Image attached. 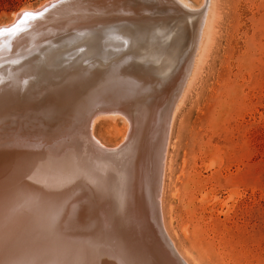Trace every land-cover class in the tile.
Segmentation results:
<instances>
[{"label":"rangeland","instance_id":"obj_1","mask_svg":"<svg viewBox=\"0 0 264 264\" xmlns=\"http://www.w3.org/2000/svg\"><path fill=\"white\" fill-rule=\"evenodd\" d=\"M50 1L0 0V26L11 23L17 11L37 9ZM185 1L191 6L185 14L191 21L188 19L183 33L174 30L177 25L171 20H167L168 25L166 20L155 22V27L160 24L166 28L159 35L152 24L135 27L137 32L127 28L128 37L114 56L120 62L126 58L136 61V67L147 70L150 65L178 63L183 71H179L177 82L184 71L187 77L191 75L171 122L164 153L159 197L162 232L181 264H264V0ZM200 6L205 15L211 8V31L202 39V46L201 17L197 16ZM178 51L185 55L179 56ZM167 71L165 67L156 80L151 74L153 90L166 81ZM35 110L0 109L2 132L8 127V132L0 130L4 135L0 134V143L11 140L3 141L12 129L18 130L16 137H23L19 129L24 122L29 129L33 120L32 128L42 131L45 126L39 124L41 118ZM20 113L23 115L16 117ZM32 128L28 131L33 132ZM126 132V123L118 117L100 118L92 130L107 149L120 144Z\"/></svg>","mask_w":264,"mask_h":264},{"label":"water","instance_id":"obj_2","mask_svg":"<svg viewBox=\"0 0 264 264\" xmlns=\"http://www.w3.org/2000/svg\"><path fill=\"white\" fill-rule=\"evenodd\" d=\"M151 1L52 0L35 11H17L13 23L6 27L0 26V74L11 65V57H18L35 48L41 49L42 52L40 59L34 61L28 68L30 71L27 74H36L39 80L23 92L5 88L12 80V74L3 73L5 76L0 79V109L48 111L49 115L42 123L45 126L41 131L44 139H51L53 135L59 134L66 128L65 126L70 122L68 116L80 112L77 108L80 98H85L84 102L94 98H97L98 102L110 100L107 105L101 104L97 108L92 107L93 105L87 107L88 112L90 110L92 112L80 131L82 137L78 138V132L76 133L71 127L70 137L66 143H57L51 149H48L51 144H43L39 151L27 155L23 172H33L32 180L28 177H19L17 174L11 176L12 173L8 172H14L11 171L13 169L6 170L9 166H5L11 159L0 160V201L3 202L2 197L12 195L13 190L21 187V190L28 195L15 198L16 194L13 197L15 202H19L21 197L40 198L49 217L54 220L56 217L61 219L64 217V224L66 222L71 226L79 218L88 220L91 229H101L109 237L107 244L109 260L114 264H181L166 244L160 230V212L157 203L159 172L146 174V181L143 182H139L137 178L140 172V159L148 152V137L144 134L149 132L151 126L149 125L151 116H146L138 99L145 103L151 98L148 92L138 96L141 98L134 96L110 98L111 95L108 96L107 92L114 91L113 85L103 96L83 95V91H79V88L72 89L65 80H95V78L100 80V84L98 83L89 93H93L103 85L108 87L117 79L131 80L142 87H152L151 85L155 83V80L150 78L153 77L151 75L153 73L148 75L145 73L146 68L136 67V61L128 60L122 64L116 60V57L114 58L120 44L125 43V38L128 37L127 28L147 27L161 20L154 13L153 9L157 7ZM26 12L32 13L33 18L24 17L23 13ZM16 26H18L16 31H10ZM60 51L69 53L61 59L57 56ZM129 52L142 53V51ZM32 53L35 54V50ZM74 60L82 62L81 70L72 76L66 73H63V77L53 76L58 65L68 64ZM109 110L122 113L131 123L129 138L116 151L100 150L89 135V122L92 116ZM170 111L168 115L166 112V117H169ZM166 120L162 125L163 140ZM59 124L61 126L57 128L55 125ZM136 141L140 142V150L139 148L134 150ZM125 162L129 167H133L135 172L129 170L123 172ZM80 172L83 173H81L83 183L72 184L70 175H78ZM114 174L120 177V181L112 180L110 175ZM74 178L80 179L76 176ZM111 181L116 182L113 183V189L108 185ZM106 185L110 188H106ZM82 189L90 191L89 198L71 200L75 196L73 191ZM4 202L0 203V217L6 219L17 217L18 213L14 209L6 214L5 209L2 208L3 205L6 206ZM84 207H86L85 212L79 211ZM102 207L104 212L101 216L98 209ZM105 209H108L107 212ZM67 217L70 221L66 219Z\"/></svg>","mask_w":264,"mask_h":264},{"label":"bare ground","instance_id":"obj_3","mask_svg":"<svg viewBox=\"0 0 264 264\" xmlns=\"http://www.w3.org/2000/svg\"><path fill=\"white\" fill-rule=\"evenodd\" d=\"M152 3L157 7L156 9H153L154 13L156 15H158V17H160V19L163 20L164 23L166 20V23L168 25L169 22H167V20H171V23L173 26L177 25V26H174L175 27L174 30H176L177 33L180 34V33H183L185 31V28H187V26L189 24V20H190L189 17L185 16V14H187V12H189L190 7H191V6L189 7L190 4L188 2H186V1L184 2V0H155ZM209 3H210V0H209ZM204 4H205V2H204ZM205 5H207V4H205ZM146 6H148V5H146ZM146 6H144V8H147ZM40 7H38V8H40ZM200 8H201V6H200ZM35 10L36 9H33V10L22 9V10H20V12H22V11H35ZM202 10L197 12V13H199V15L197 14V16L201 17V18L199 17L201 19V21H199V19H198V21L201 22V25L199 23L200 37H199V35H197L199 37V44L201 46L203 45L201 43L202 39L206 38L207 35L209 36V33L211 31L210 30L211 29V21H210L211 20V17H210L211 16L210 15L211 8L208 9V12L206 13V15L204 13L202 14V12H204V10L203 11ZM192 11H194V10H192ZM207 14H209V16ZM15 19H16V14L13 15V21L11 23H13L15 21ZM11 23L5 24L1 27H6V26L10 25ZM157 24H159V23H157ZM193 25H194V23H193ZM158 26L159 27H155V25H154V27L156 28V30H154V32L157 35H159L161 33V31H163V29H166L165 25L160 26V24H159ZM167 27L169 28V26H167ZM133 28H135V27H133ZM131 30H133V29H131ZM195 31H196V29H195ZM135 32H137V29L135 30ZM128 33H130V32H128ZM186 34L189 35L188 33H186ZM195 35L196 34L194 33V36ZM133 36H135V35H133ZM191 37H193V36H191ZM137 38H138V36H137ZM176 38H177V35H176ZM179 39H181V37ZM161 40H163V39H161ZM168 40H170V39H168ZM181 41L183 43L184 40L182 39ZM160 42H162V41H160ZM207 42L208 41H206V43ZM176 44H178V46H179L180 43L178 42ZM169 45H170V42H169ZM197 45H198V42H197ZM185 46H184V48H185ZM164 47L166 48L167 46H164ZM198 47H199V45L197 46V50H198ZM153 49H154V47H153ZM200 49H202V47H200ZM34 50L36 52L35 54L32 53ZM34 50H32L31 52L23 53L18 57H11L10 58L11 65L5 71H3L2 74H0L1 75L0 79H2L3 76H5L3 74L4 72H6L9 75H10V73L12 74V76H11L12 80L5 86V88L11 89L12 91L14 90V91L23 92L24 90H26L27 87H30L32 84H34L35 81L39 80V78L36 76V74L35 75H27L30 71L28 68L31 66V64L34 61L40 59V56H42L41 49L35 48ZM170 50H171V48H170ZM127 51H128V49H127ZM152 52H154V51H152ZM152 52H151V54H153ZM68 53H69L68 51H60L57 54V56L62 59ZM178 53H179V51H178ZM192 53H190V54H192ZM154 55H158V54L154 53ZM184 55H182V56H184ZM121 56H122V54H121ZM179 56H181L180 53H179ZM163 57H166V56L164 55ZM177 57H178V55H177ZM195 57H197V53H196ZM195 57H194V59H195ZM187 59H185L186 63H187V61H186ZM190 59H192V58L190 57ZM198 59L199 58H197V60ZM128 60H130V59H128V58L123 59L120 63L125 64ZM145 60H146V58H145ZM141 61H143V60H141ZM79 62L80 61L74 60L72 62H69L68 64L58 65L56 68V71L53 73V76L54 77L56 76V78L63 77V73H66V74H69L70 76H72L75 72L81 70L82 64L78 65ZM149 63H151V61H149ZM186 63H185V67H187ZM53 65L55 66V64H53ZM152 65H153V62H152ZM178 65H179L178 63L173 64V62H172V63L167 64V66H165L168 68L170 73L167 71L169 74L167 76L166 81L163 82V84H161V83L157 84L155 87V90H153L151 87H148V86L142 87L138 84H134V82H132L131 80L120 81L119 79H117V80H115L114 84H110L108 87H105L103 85L102 87H100L96 91H94L93 93H89L90 91L95 89V87L100 82V80H96V78H95V80H89V79L88 80H86V79H84V80H77V79L65 80V83H67V84L69 83L70 84L69 86L72 89L79 88V91H83L82 92L83 95L84 94H87V95L93 94L94 96H98V97L100 95L103 96L106 93V91H108L111 88V85H113L112 89L114 91L113 92H111V91L107 92L108 96L111 95L110 98H113V97L125 98V97H133V96L135 98H141V97H138V94L142 95L144 92H148V95H150L151 99L146 100L145 103H142L143 101L141 99H138V101H140L139 103H141L143 106V112L146 113V116L147 115H149V117L151 116L150 122H149V125H151V126L149 128V132H147V134L146 133L144 134L146 137H148V152L145 156L143 155L140 159V164H139L140 172H138L139 175L137 178H139L138 179L139 182H143V181H146L145 180V178L147 177L146 174L152 175V174H154L153 172H159V179H158L159 185H158V197H157L158 198L157 203H158L159 212L161 210L160 209L161 203L159 204V201H160L159 197H160V189L162 186L161 185L162 184L161 183L162 182L161 181L162 180V165H163V159L165 156L164 153H165V149H166V144H167V140H168L170 126H171V122L173 120V117L175 115V112H176L178 106L180 105L179 103L182 101L185 89H187L186 86L188 85L187 82L189 80L186 81V79L187 78L189 79L191 76L188 74L189 76L187 77V75H186L187 70H186V72L185 71L183 72L182 77H180L181 78L180 81L177 82V80L179 79L178 73H179V71L181 73V70H182V69L179 70L180 65L179 66ZM194 66H196V65L194 64ZM165 67H163L161 65V63L155 67L154 66L151 67V65H150V68L148 67V70H150V71H148V70H146V71L149 72V74L153 73V75L155 76V80H156V77L162 75ZM194 69L191 68V70H194ZM123 73H124V71L122 72V74ZM141 77H146V76H141ZM44 80H46V79H44ZM50 80L52 81L54 79H50ZM120 89H122V90H120ZM30 92H31V90H30ZM102 98H98V100H100V99L102 100ZM69 101H72V100H69ZM78 101H80V102H77V104H78L77 108H79L80 112H74L71 116H68L69 120H70L69 124L66 125L65 126L66 128L63 129L59 134L53 135V137L51 139H48V140L44 139L43 133H41V131H39V129H38L39 132H37L36 129L33 127L35 129V132H34V130L32 128L33 120L29 124L30 127L28 126L29 129L27 127H26L27 129L25 128L26 122H24V120H23L24 125H22L23 123L21 125L23 126V128H25L24 130L26 133H24L22 131L23 128L21 126H18V127H21V129L16 128V129H19V131L21 130L20 132H22L21 135H24L23 137H20V136L16 137L18 130L13 132L14 129L11 128L13 130L12 131L13 133L10 131L11 134L9 136L6 134L7 136H5V139L3 141H5L7 139H11V140L8 142L5 141L3 143L2 142L0 143V160L2 161V160L11 159V161H10L11 163L6 162V165H5V166H9V167H7L8 169H6V170L13 169L11 171H14V172H8V173H12L11 176H13V174H15V175L17 174L19 177H28L29 179L33 178L34 177L33 172H23V170L25 169L24 166H26V163H27V159H26L27 155H29L30 152L39 151L41 149L40 147L43 144H51L48 147V149H51L57 143H59V144L66 143L70 137L69 131H70L71 127H73L72 130H75L76 133L78 132L77 133L78 138L82 137V134L80 131L84 127L85 122H87V119L90 117L91 112H92V110H90L88 112V109L90 108V106L93 105L92 107L97 108L101 104L108 103V101H110V100H105V101L102 100L101 102H98L97 98L96 99L94 98L93 100L91 99V101L84 102L85 98L82 97ZM65 106H67V105H65ZM87 107H89V108H87ZM169 110H171L169 117H166L168 115ZM35 111H37V113H35V115L37 116V114H38L39 117L41 118V121H39L40 119L39 120L37 119V121H39V124H40V122L43 123L44 118L48 117V115H49L47 113L48 111L46 112V110L44 111L43 109H37ZM149 111H150V113H148ZM33 112L32 113L28 112V113H30V115H32ZM166 112H167V115H166ZM21 115H23V113L17 114L16 117H18V116L20 117ZM27 115L30 116L29 114H27ZM33 115H32V117L35 116V115L34 116ZM36 116H35V118H37ZM0 117L2 118V116H0ZM104 117H113V118L118 117L121 120H123L127 126V132L123 136L120 144H118L113 149L105 148L92 134V130H93V127H94L96 121L99 120L100 118H104ZM35 118H32V119L35 120ZM4 119H5V117H4ZM21 119H23V118H21ZM165 120L167 121L166 122L167 126L164 129L165 130V132H164L165 137L163 140V128H162L163 126L162 125H163ZM8 121H9V123L12 122L9 119H8ZM30 121L31 120L29 119V121H27V124ZM0 122H1V120H0ZM14 122L16 123V121H14ZM5 123L6 122H4L3 124L5 125ZM17 123H19L18 120H17ZM34 123L35 122H33V124ZM79 123H80V127H78ZM11 124L13 125L14 123H11ZM0 125H2V124H0ZM4 125H3V127H4ZM8 126L11 127L10 124ZM39 126H41V125H39ZM55 126L58 128L61 126V124H59L58 126L57 125H55ZM12 127L15 128L14 126H12ZM56 127H55V129H56ZM4 128H6L5 131H7L8 127L5 126ZM31 128H32L33 132H30ZM0 130H1V128H0ZM28 130H30V131H28ZM40 130H42V128ZM5 131L2 132V130H1L2 133H5ZM130 131H131L130 120L125 115H123L122 113H120L116 110L98 112L94 116H92V119L89 122L90 138H91L92 142L97 147H99L100 150H103V151H105V150L116 151V150L120 149L126 143L127 139L129 138ZM76 133L74 135H76ZM18 135H19V133H18ZM2 136H4V135H2ZM0 140H1V138H0ZM23 140H27V141H23ZM139 144H140L139 141L135 142L134 150H136L138 148L140 150ZM19 156H21V157H19ZM128 170H129V172H135V169H133V167H131V166L129 167L128 163L125 162L123 164L122 171L128 172ZM17 171H21V172H17ZM81 173L82 172H80L78 175H75V174L70 175L71 176L69 178V179H71L70 182L72 184H75V185L82 184L84 180H83V177L81 178V176H82ZM74 176L80 177V179H75ZM84 176L87 177V175H84ZM110 177L112 178V180L120 181V177H118L115 174L110 175ZM8 179H11V178H8ZM67 179H68V177H67ZM23 183L24 182H22V184ZM113 183L115 184L116 182L111 181V183L108 184V185H111L112 189L114 187ZM108 185H106V188H110V187H108ZM18 188L19 187L16 188L17 190H13L11 192L12 195H9L8 197L7 196L2 197L3 200L5 201V202L4 201L3 202L6 203L5 204L6 206L3 205V207H2L5 209L6 214L8 211H10L12 209H14V211L17 212L18 214L16 213L17 217H15V218L6 219V218L0 217V264H114V263H112V261L110 262V260H109L110 259L109 252H108L109 248H107V244H109L108 243L109 237L101 229H97V228L91 229V226L88 224V220H82L81 218L74 221L72 226L66 222L64 224V221H65L64 217L62 219H61V217L60 218L56 217L55 220L52 219L51 217H49L47 215V211L44 209V206L42 205V201L40 198L34 197V199H30V198L24 199V198H28V197H21V200H19V202H15V198H19L20 195H22V196L28 195V194H25V191L21 190V187L19 189ZM20 192H23V193L21 194ZM89 192H87L86 189L73 191V195L75 194V196H73L71 198V200H73V199H75V200L76 199H85L86 200L91 195V193H89ZM15 195H16V197H15ZM13 197H15V198H13ZM69 198H70V196L68 197V199ZM3 202L0 201V203H3ZM7 203L8 204L10 203V205H7ZM69 205H71V204H69ZM82 210L85 212L86 207H84L83 209H80L79 211H82ZM106 210H108V209H105V212H107ZM98 211L102 216L103 212H104V208L102 207L101 209H98ZM20 214H22V215L20 216ZM78 214H80V213H78ZM100 214H99V217H101ZM75 215H76V213H75ZM161 217H160V230L162 232V230L164 231V226L162 225L163 222H162ZM68 218L69 217H67L66 219L68 221H70ZM100 221H101V219H100ZM161 227H163V229ZM162 235L165 238L163 232H162ZM167 237H169V236H167ZM169 239H170V237H169ZM164 240L166 241V244H167L168 239L166 240V238H165ZM176 255H178V252L176 253ZM178 258H181V257H178ZM181 259H183V258H181ZM181 259H180V261H181Z\"/></svg>","mask_w":264,"mask_h":264},{"label":"snow or ice","instance_id":"obj_4","mask_svg":"<svg viewBox=\"0 0 264 264\" xmlns=\"http://www.w3.org/2000/svg\"><path fill=\"white\" fill-rule=\"evenodd\" d=\"M23 16L26 17V18H33V14L32 13H27L26 12V13H23ZM17 27L18 26L13 27L12 29H10V31H13V32L16 31L17 30Z\"/></svg>","mask_w":264,"mask_h":264}]
</instances>
